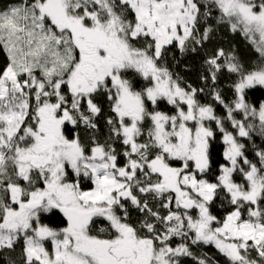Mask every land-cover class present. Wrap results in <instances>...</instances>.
<instances>
[{"label":"snow or ice","instance_id":"1","mask_svg":"<svg viewBox=\"0 0 264 264\" xmlns=\"http://www.w3.org/2000/svg\"><path fill=\"white\" fill-rule=\"evenodd\" d=\"M222 28L259 60L210 47ZM190 53L202 54L199 87L173 68ZM257 87L264 0H9L0 8L7 264H264Z\"/></svg>","mask_w":264,"mask_h":264},{"label":"trees","instance_id":"2","mask_svg":"<svg viewBox=\"0 0 264 264\" xmlns=\"http://www.w3.org/2000/svg\"><path fill=\"white\" fill-rule=\"evenodd\" d=\"M8 2L9 0H0V8H3ZM218 45L223 46L226 49L232 48L234 46L241 60L248 66L254 65L259 60V54L255 51L254 46L239 33L232 34L227 29L222 28L217 34V36L213 39L210 47H216ZM201 59L202 54H197L196 56H193L190 53L183 60H181L180 64H173V68L175 71H178L180 75L184 77V79L192 83L193 86L199 87L202 83L199 79V68L201 64ZM185 64L189 66L187 70L184 67ZM221 88L224 92L225 97L227 99H231L232 92L230 88V81L226 77L221 80ZM249 100L252 102L264 101V88L257 87L251 90ZM106 107L107 105L105 104V108ZM101 124L103 125V120H101ZM106 131L107 130L105 129V132ZM256 144L257 146L264 144V139L257 138ZM214 147L218 153H222L223 145L221 143L217 142ZM215 158L218 157L214 156V159ZM214 211L218 215L223 216L227 211V208H221L219 206H216L214 208ZM133 215L135 216V213H133ZM45 223H49L50 226L53 227L61 226L57 222L55 217H49V219L45 220ZM0 264H7L4 253H0Z\"/></svg>","mask_w":264,"mask_h":264},{"label":"flooded vegetation","instance_id":"3","mask_svg":"<svg viewBox=\"0 0 264 264\" xmlns=\"http://www.w3.org/2000/svg\"><path fill=\"white\" fill-rule=\"evenodd\" d=\"M62 226V225H61Z\"/></svg>","mask_w":264,"mask_h":264}]
</instances>
